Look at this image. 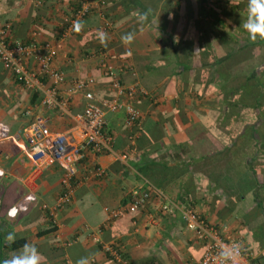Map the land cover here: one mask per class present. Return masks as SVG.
Masks as SVG:
<instances>
[{
  "label": "crops",
  "instance_id": "0c3cea01",
  "mask_svg": "<svg viewBox=\"0 0 264 264\" xmlns=\"http://www.w3.org/2000/svg\"><path fill=\"white\" fill-rule=\"evenodd\" d=\"M80 1L0 0V26L10 25V42H29L36 31L39 43L56 48L51 67L65 75L62 90L94 78L97 99L114 97L99 68L107 60L121 86L136 89L140 119L129 128L125 111L106 116L111 152L82 164L70 202L52 212L63 172L29 160L27 128L39 117L52 132L77 128L0 66V264L22 251L6 247L9 232L34 245L41 264H118L107 244L118 245L127 264H196L203 244L178 216L159 214L161 194L226 227L253 264H264V41L252 42L242 27L248 0H87L83 30L65 35ZM26 63L37 70L34 59ZM85 102L73 95L71 114ZM146 187L142 210L107 219L104 208H125L130 193Z\"/></svg>",
  "mask_w": 264,
  "mask_h": 264
},
{
  "label": "built area",
  "instance_id": "2783aa9c",
  "mask_svg": "<svg viewBox=\"0 0 264 264\" xmlns=\"http://www.w3.org/2000/svg\"><path fill=\"white\" fill-rule=\"evenodd\" d=\"M211 4L212 0H207ZM91 12V6L87 0H81L73 14L65 20V32L73 33L75 21H83ZM10 25L8 23L0 26V66L12 74L15 82L26 90L38 93L41 97V105L53 110L62 116L69 115L74 122L71 130L52 132L44 118H35L27 128V154L29 160L37 167L44 168L57 165L63 174L60 182L61 192L52 212L68 204L74 193L73 180L76 171L80 169L89 159L111 152L113 137L107 130L106 116L109 113L125 111V125L129 128L138 124L139 111L133 106L132 101L136 93L135 88H125L116 80L113 67L110 62L102 59L99 68L103 77L109 79L115 91L114 97L108 99H97L91 86L95 83L94 78L77 79L66 84L63 72L51 67L52 61L57 57V50L50 43H39L38 32L32 33L29 42L9 41ZM32 58L37 63V70L29 71L26 60ZM44 78L49 80V85L44 83ZM82 94L85 102L80 113L71 114L69 101L75 94ZM130 139V138H129ZM132 140L130 141V143ZM130 157L129 154L119 155L123 163ZM92 173L96 177L103 176L100 167H93ZM133 190L125 208L110 210L104 208L107 219H116L124 213L134 214L144 208L149 199L150 191ZM162 202L158 208L161 216H178L184 227L192 232L197 242L203 244V254L196 264H218L221 249L228 248L234 244L240 245V255L236 264H253L252 255L247 253L239 239L230 234L226 227H217L203 219L190 204L182 201H172L164 195H160ZM106 219V220H107ZM103 249L118 264H127L122 258L119 246L107 244ZM62 264H71L64 261ZM231 264V262H229Z\"/></svg>",
  "mask_w": 264,
  "mask_h": 264
},
{
  "label": "clouds",
  "instance_id": "9594fccd",
  "mask_svg": "<svg viewBox=\"0 0 264 264\" xmlns=\"http://www.w3.org/2000/svg\"><path fill=\"white\" fill-rule=\"evenodd\" d=\"M243 29L247 32L249 39L252 42L264 41V0H248L247 3V16L242 24ZM73 30L77 33L83 30V23L81 21H75L73 24ZM107 34L101 33L100 42L102 44L106 41ZM125 44H130L133 40L131 33L125 34L122 37ZM15 211L10 210V218H15ZM17 239L16 234L9 232L6 236V240L9 244H12ZM240 255V245L234 244L228 248L221 249L218 257V264H236V260ZM42 254L39 250L31 244H24L22 251L16 253L11 258L5 259L3 264H41ZM77 264H83L82 261H78Z\"/></svg>",
  "mask_w": 264,
  "mask_h": 264
},
{
  "label": "trees",
  "instance_id": "16d2710c",
  "mask_svg": "<svg viewBox=\"0 0 264 264\" xmlns=\"http://www.w3.org/2000/svg\"><path fill=\"white\" fill-rule=\"evenodd\" d=\"M203 1L205 4L209 5L210 3H208L207 0H201ZM122 85V84H121ZM24 244H26V242L24 240H17L15 241L14 243L12 244H9L8 246H6L8 249L10 250H16V249H19L21 248Z\"/></svg>",
  "mask_w": 264,
  "mask_h": 264
}]
</instances>
